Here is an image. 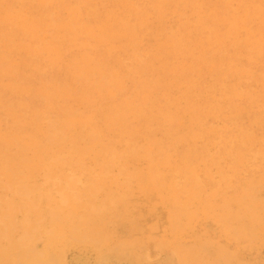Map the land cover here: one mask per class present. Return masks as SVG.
I'll return each instance as SVG.
<instances>
[{"label": "rangeland", "instance_id": "374dc122", "mask_svg": "<svg viewBox=\"0 0 264 264\" xmlns=\"http://www.w3.org/2000/svg\"><path fill=\"white\" fill-rule=\"evenodd\" d=\"M0 201L22 259L264 264V0H0Z\"/></svg>", "mask_w": 264, "mask_h": 264}, {"label": "bare ground", "instance_id": "6f19581e", "mask_svg": "<svg viewBox=\"0 0 264 264\" xmlns=\"http://www.w3.org/2000/svg\"><path fill=\"white\" fill-rule=\"evenodd\" d=\"M66 23H68V22H66ZM30 24V23H29ZM28 24V25H29ZM33 24V23H32ZM17 25V24H16ZM18 25H19V23H18ZM71 25V24H70ZM24 26V25H23ZM126 26V25H125ZM20 27V26H19ZM33 27V26H32ZM127 27V26H126ZM123 29V28H122ZM117 30V29H116ZM118 30H120V29H118ZM66 31V30H65ZM120 32H121V30H120ZM6 34V33H5ZM131 34V33H130ZM8 35H10V33H8L7 35H6V37L8 36ZM103 36V35H102ZM105 36V35H104ZM87 59V58H86ZM74 60H76V59H74ZM6 61V60H5ZM83 61H84V59H83ZM89 61V60H88ZM72 62V61H71ZM74 62V61H73ZM89 64V63H88ZM98 65V64H97ZM81 66V65H80ZM92 69V68H91ZM98 69V68H97ZM100 70V69H99ZM110 77V76H109ZM111 82V81H110ZM114 82V81H113ZM117 83V82H116ZM65 88H63V90H64ZM41 90V89H40ZM38 91V90H37ZM47 92V91H46ZM50 92V91H49ZM60 91H58V93H59ZM52 93V92H51ZM53 94V93H52ZM47 95V94H46ZM51 96V95H50ZM117 108V107H116ZM126 109V108H125ZM67 110V109H66ZM65 118V117H64ZM81 120V119H80ZM85 122V121H84ZM49 127V126H48ZM80 128V127H79ZM90 129V128H89ZM68 130V129H67ZM60 133V132H59ZM46 134V133H45ZM70 134V133H69ZM27 135V134H26ZM64 135V134H63ZM71 135V134H70ZM83 135V134H82ZM54 136H56V135H54ZM77 136V135H76ZM63 138H64V136H63ZM62 139V138H61ZM64 139H66V138H64ZM81 140V139H80ZM99 141V140H98ZM35 143V142H34ZM31 144V143H30ZM64 145V144H63ZM91 146V145H90ZM77 147V146H76ZM29 150V149H28ZM50 150V149H49ZM131 150H133L132 148H131ZM129 151V150H128ZM51 152V151H50ZM69 152V151H68ZM97 153V152H96ZM62 154V153H61ZM70 155V154H69ZM54 156V155H53ZM62 156V155H61ZM112 156V155H111ZM118 156V155H117ZM59 157V156H58ZM78 157V156H77ZM158 158V157H157ZM41 159V158H40ZM56 159V158H55ZM60 159V158H59ZM63 159V158H62ZM111 159V158H110ZM41 161H42V159H41ZM159 161V160H158ZM58 163V162H57ZM64 163H65V161H64ZM63 163V164H64ZM116 165V164H115ZM9 167V166H8ZM39 167V166H38ZM41 167V166H40ZM49 167V166H48ZM10 168V171L11 170H13V169H11V167H9ZM55 168V167H54ZM6 171V170H5ZM8 171V170H7ZM6 171V172H7ZM83 171V170H82ZM12 172V171H11ZM14 172V171H13ZM9 173V172H8ZM31 175V174H30ZM49 177V176H48ZM24 180V179H23ZM57 181H59V180H57ZM27 184V183H26ZM19 185H21V184H19ZM187 185V184H186ZM5 186V185H4ZM86 186V185H85ZM88 186V185H87ZM6 188V187H5ZM92 188V187H91ZM7 189V188H6ZM88 189H90V187H88ZM87 188L85 189H82V190H80L82 193H85L87 190H88ZM188 189H190V187L188 188ZM32 189H30V188H28V187H18L17 189H16V192H18L19 194H21L22 196H23V202H26V198L30 195V194H32L33 192L31 191ZM68 190V189H67ZM95 189H92V191H94ZM80 191H78V194L81 196V192ZM89 191V190H88ZM182 191V190H181ZM186 191V190H185ZM32 192V193H31ZM37 192V191H36ZM190 192V191H189ZM91 193H94L95 194V192H91ZM90 193V194H91ZM66 194V195H65ZM65 194H63V193H61V196L63 197L64 196V199H67V198H69L70 196H71V194L72 193H66L65 192ZM88 194V193H87ZM89 194V195H90ZM94 194H91L92 196H94ZM242 194V193H241ZM124 195V194H123ZM182 195V194H181ZM247 195H250V193L249 194H247ZM60 197V196H59ZM61 197V198H62ZM72 197V196H71ZM74 197H75V200H76V196H75V194H74ZM240 197V196H239ZM238 197V198H239ZM92 198V197H91ZM245 198H247V197H245ZM28 199V198H27ZM64 199H60V200H62L63 201V203L66 201V200H64ZM85 199V198H84ZM88 199V198H87ZM176 199V198H175ZM241 199V198H240ZM3 200V199H2ZM31 201V200H30ZM76 201H79L78 200V198H77V200ZM241 201H242V199H241ZM2 201H0V203H1ZM240 202V201H239ZM251 202H253V204H254V206H255V203H254V200H252ZM62 203V202H61ZM189 203V202H188ZM112 204H113V201H112ZM172 204V203H171ZM252 204V203H251ZM253 204L251 205V206H253ZM95 205V204H94ZM8 206V209L7 210H1L0 211V242L2 241V240H4V239H8V240H11V251L10 252H5L3 249H1L0 248V264H4V262H5V257L6 256H11L12 258H13V260H16V261H19L20 262V264H52L53 263V261H55V260H59V259H55L54 260V258L50 255V256H48V255H43V256H40V254H38V255H36V253H35V251H33V253H35V254H33V255H31V256H29V257H27V258H25V259H22L21 258V255H23V253L25 252V249L27 248L26 246H27V244L26 243H28L29 242V240H30V238L32 237V235H33V231L35 230L34 228H35V226H36V221L37 220H30L29 218H26V219H23L22 221L23 222H21V225H20V235H19V237H18V239H16V240H12L11 239V237H10V229L13 227V226H15V219H13V210L11 209V207L9 206V205H7ZM28 206V205H27ZM27 206H25V207H27ZM93 206V205H92ZM102 206H104V205H102ZM244 206V205H243ZM105 207V206H104ZM103 207V208H104ZM177 207V206H176ZM181 207V206H180ZM179 207V208H180ZM190 207V206H189ZM249 207V206H248ZM261 207V206H260ZM243 208V207H242ZM246 208V207H245ZM248 209V208H247ZM35 210V209H34ZM100 210V209H99ZM239 210H241V208H239ZM242 210H244V209H242ZM241 210V211H242ZM250 210H251V208H250ZM236 212H237V210H235ZM246 211V210H245ZM236 212H233V215H234V213L236 214ZM246 212H248V211H246ZM254 212V211H253ZM242 213V212H241ZM239 214V213H238ZM237 214V216H239ZM243 214V213H242ZM242 214H240L241 216H242ZM55 216V215H54ZM56 216L58 217V215L56 214ZM241 216H239V217H241ZM248 216V215H247ZM257 217V216H256ZM224 218H226V217H224ZM223 218V219H224ZM249 218V217H248ZM251 218V217H250ZM44 219V218H43ZM237 219H240V218H237ZM86 219H79L78 221H77V223L76 224H78V223H87L86 221H85ZM225 220V219H224ZM223 220V221H224ZM252 220H253V218H252ZM90 221V220H89ZM251 221V220H250ZM257 222V221H256ZM255 223V222H254ZM251 224V223H250ZM255 225V224H254ZM245 226V225H244ZM80 228H82V227H80ZM241 227H239L238 229H240ZM83 229V228H82ZM85 229V228H84ZM248 229V228H247ZM37 230V229H36ZM242 231H244V230H242ZM238 232V231H237ZM250 232V231H249ZM240 234H241V232H240ZM239 234V235H240ZM242 234H244L243 232H242ZM52 235V234H51ZM239 237V236H238ZM32 240V239H31ZM28 241V242H27ZM9 242V241H8ZM204 243V242H203ZM199 248V247H198ZM7 249H8V247H7ZM32 248H30V250H31ZM28 251H29V249H28ZM47 251V250H46ZM31 252V251H30ZM10 253V254H9ZM29 255V254H28ZM27 255V256H28ZM18 258H20V259H22V260H18ZM7 261V260H6Z\"/></svg>", "mask_w": 264, "mask_h": 264}]
</instances>
